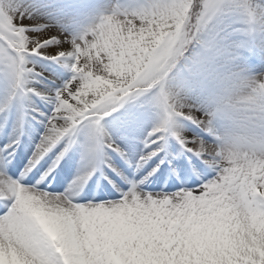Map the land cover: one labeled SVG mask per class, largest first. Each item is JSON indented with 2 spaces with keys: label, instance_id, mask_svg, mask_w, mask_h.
I'll return each mask as SVG.
<instances>
[{
  "label": "snow or ice",
  "instance_id": "6c2138e0",
  "mask_svg": "<svg viewBox=\"0 0 264 264\" xmlns=\"http://www.w3.org/2000/svg\"><path fill=\"white\" fill-rule=\"evenodd\" d=\"M59 108L56 104L55 111L46 118L45 130L18 177L8 174V160H0V249L6 255L35 254L38 264H114V256L127 262L136 254H151L156 264H264V231L246 218L248 210L240 211L239 217L231 219L232 227L227 226L233 193L223 189L216 179L195 167L191 171L172 167L179 183L173 181L169 187L175 190L144 191L141 186L149 177L161 173L163 178L160 164L165 163L164 159L141 179L129 178L102 158L104 151L110 150L131 164L102 121L86 125L70 122L57 127ZM109 115L105 112L106 117ZM170 124V118L164 119L147 134L144 144L150 150L140 155L136 169L165 151ZM85 129L90 142L86 154L91 156L92 166L73 183L83 184L99 165H106L129 185L127 190L108 177L111 187L106 186L107 190L95 196L91 187L81 196L72 190L59 193L41 188L44 179L77 143V134ZM171 136L185 153L198 159L185 147L179 132L172 131ZM18 143V138L12 140L0 148V154L10 155ZM61 143L63 148L36 183L26 185V179H35L31 176L33 170ZM257 201V207L264 210ZM34 233L42 236V243L34 240Z\"/></svg>",
  "mask_w": 264,
  "mask_h": 264
},
{
  "label": "clouds",
  "instance_id": "9594fccd",
  "mask_svg": "<svg viewBox=\"0 0 264 264\" xmlns=\"http://www.w3.org/2000/svg\"><path fill=\"white\" fill-rule=\"evenodd\" d=\"M140 7L139 23L135 18L121 23L128 31L148 33L143 59L151 67L161 51L170 55L155 76L145 72L137 76L133 86L149 89V104L157 110L159 121L170 118L175 125L169 135L180 133L185 147L197 154L208 176L233 193L230 200L234 208L246 211L258 206L249 169L253 161L264 168V67H252L238 44L256 40L264 55V0H144ZM28 11L33 17L52 21L36 0ZM15 40L12 35L0 40V64L11 75L16 94L31 105L33 96L43 99L45 95L31 86L36 75L33 56L20 50L32 41L25 36L26 44L17 46ZM37 47L33 45L32 51ZM208 57L213 62L203 65ZM113 99L107 98L92 111L115 107ZM58 117L57 127L70 123L62 114ZM189 124L198 130L193 131L195 135H187ZM260 195L264 197V192ZM259 204L264 205V199ZM33 237L43 242L38 233Z\"/></svg>",
  "mask_w": 264,
  "mask_h": 264
},
{
  "label": "bare ground",
  "instance_id": "6f19581e",
  "mask_svg": "<svg viewBox=\"0 0 264 264\" xmlns=\"http://www.w3.org/2000/svg\"><path fill=\"white\" fill-rule=\"evenodd\" d=\"M36 2L38 6L42 7L49 14L52 21H47L48 17H33L29 14L28 10L32 7L34 0H4L3 7L8 14V22L11 28H16L20 31L24 38L27 36L31 39L32 44L28 45L30 54L55 59V61L61 62L64 68L67 64H72L67 65V68L74 66L73 69L82 72L84 76L66 81L63 80L64 76L58 72L57 75L54 74V68L49 71L51 84L42 82V91L46 95L45 99H32L33 104H28L26 135L20 150L21 157L17 164L10 165V170L7 171L9 175H20V170L25 167L24 162H28L36 143H38L45 130L46 118L55 111L56 104H60L57 115L62 114L65 119L75 124L87 115L85 105L82 106L83 103L87 101L89 103H86V105H90L96 101H104L105 96L112 97L113 94L119 92L117 83L124 80L121 78H125L124 73L137 69L133 57L130 56V51H135L136 45L140 44L142 38L145 36V33L141 34L126 30L124 23H121L125 18L128 21H132L135 18L136 22L139 23V19L141 18V7L129 9L126 5L127 0H82L77 3L74 1L70 2V0H36ZM93 2H97L100 12L92 10L90 4ZM64 6L69 9V12L66 13L63 8ZM14 18L15 23H13ZM76 19L79 20L75 21ZM21 24L26 27L20 28L19 25ZM243 42L250 43L248 39ZM255 42L256 40L252 43ZM33 45H39V47L35 51H32ZM40 64L39 62L36 63L37 66ZM260 67H264V65H259L255 68L259 69ZM39 82L41 83V81ZM53 84L58 86V91L61 92L60 101L56 103L51 91V85L53 87ZM93 98L95 101L91 102ZM8 99L7 94H0V110H5L0 115V128L3 130L1 139L8 140L11 143L16 137L17 128L20 131V111L6 109L5 104ZM62 106H65V110L62 109ZM83 113L84 115L81 118H76V116H81ZM160 122L156 112L155 122L152 124L154 125L153 127ZM171 124L175 129L172 120ZM153 127L147 132L143 130L144 132L137 131L135 133L133 127L122 128V132L116 134L107 123L106 131L111 136L118 138V144L127 153L128 161L131 164L121 162L119 160L120 156L110 150H105L103 159L114 164L125 176L133 178L139 175L137 179H141L150 165L158 160L157 158L143 169H136L135 167L140 155L147 153L148 148H145L144 141ZM187 127L190 129L187 135H195L196 133L193 131H198L190 124ZM63 146L64 144L61 143L53 152L49 153L41 161L39 169L48 165ZM86 146H90V142L82 134L66 155V163H69L66 167V176L63 177V187L61 188L63 192L72 190L77 196L82 195L80 192L84 187L85 181L83 184H74L73 182L77 181V178L82 176L92 166L90 163L91 156L86 154ZM188 146L192 147L191 144ZM175 151L176 154H172L173 163L170 165V168L176 167L178 171L185 170L188 163H185L182 157L179 156V149ZM191 167H195L201 172L200 165L197 162L192 161ZM104 173L105 170H102L99 175L94 176L90 185L85 190L88 191L89 187H91L93 191V183L100 180ZM169 173L170 170L166 172V177ZM163 175L164 171L162 177ZM160 176L161 173L157 175L158 180L161 179ZM117 177V182L121 186H128L120 176ZM256 198L257 200L264 199L259 194L256 195ZM259 213L264 217V210H261ZM249 217V213H247L246 218L249 219ZM252 217L255 216L253 215ZM261 222L260 226L264 228V219ZM258 228L262 230L260 227ZM4 254L5 252L0 249V264H10L9 260L11 258L13 260L14 254H5V256ZM18 256L21 262L25 264L26 258L19 254ZM16 260L17 258H14V261ZM22 263L16 262L14 264Z\"/></svg>",
  "mask_w": 264,
  "mask_h": 264
},
{
  "label": "rangeland",
  "instance_id": "374dc122",
  "mask_svg": "<svg viewBox=\"0 0 264 264\" xmlns=\"http://www.w3.org/2000/svg\"><path fill=\"white\" fill-rule=\"evenodd\" d=\"M0 1H1V4H0V40H8V35H12L16 37L15 45L19 46V45L26 44L23 34L20 31H18L16 28H11L8 22V14L3 7L4 0H0ZM143 2L144 0H130L129 6L131 8L129 9L139 8ZM147 36H148V33L145 32V36L142 38L141 43L136 45L135 51H130L131 53L130 56L133 57V60L137 66V69L134 71L132 70L126 71L124 73L125 74L124 80L119 81L117 83V86L119 87V92L117 93H119V95H116L117 93L113 94L112 97H114V99L111 101V103L115 104V107H112L107 111H92V109L96 108L103 100H101L100 102L96 101L90 105H86V102H85L83 103L82 106L85 105V111H86L87 116L82 120L80 119L79 121L80 123H78V125H81V124L86 125L87 121H93L97 119L101 120L102 123H104V121L106 120L103 117L105 116V112L111 113L113 109H115L116 110L115 112H117L116 116L108 118L112 121L113 125L120 126V127L132 125L144 131H148L151 129V127L153 126L152 124H154L155 122L157 110L155 108H151V105L149 104V100L147 97V93L149 89L148 88L140 89L139 87L133 86V85H134V81L137 78V76L145 72H148L150 75L155 76L156 73L159 72L163 68L165 63L167 62V59L170 53L168 51H161L156 57L153 58L151 62L152 66L149 67V62L144 60L143 55H142V50L144 48V40L147 38ZM157 39H159V37H157ZM8 42L9 44L13 43L12 41H8ZM20 50L27 52V48H21ZM248 52L249 53L245 54V56L248 57L249 63H254L258 59L263 64L264 55H262L259 52L256 53L255 51H251V50L250 51L248 50ZM211 62H213L212 58L208 57L204 59L201 63L203 65H207L208 63H211ZM50 63L51 61L48 62V64ZM53 63L58 65L59 68L56 67V70L58 71L59 74L63 75L65 79L71 77L72 74L74 75L75 78L84 76V74H82V72L80 71H77V69H75L74 71H77L79 73L74 72L73 69L71 68L68 69L67 66L65 68H61L60 62L55 61ZM29 67H31V65H29ZM43 67L44 65L40 64L39 66L36 65L35 68H43ZM34 71L36 70L34 69ZM54 74L57 75V73H54ZM125 80H127V82H125ZM156 82H158V80L154 81V83ZM34 84H36L35 80L31 86L35 87L36 89L39 88V85L36 86ZM0 93H2V95L7 94L8 98H11V96L14 95L15 93L14 81L11 75L4 70V66L2 64H0ZM52 93L54 92L52 91ZM107 98H109V96H105L104 100H106ZM93 101H95L94 98L91 100V102ZM9 102L10 100L7 101L6 106H10ZM11 105L12 106L15 105L16 107L17 104L16 102L11 101ZM125 106H127V108H125ZM62 109L65 110V106H62ZM83 115L84 113L80 117L76 116V118L79 119ZM114 130H119V128L114 129ZM82 132H84L83 135H85L86 129L82 130ZM2 143L6 144L5 141ZM12 151L13 150H11V153ZM249 173H250L249 182L255 186L256 193L264 192V168H261V165L258 162L253 161L252 167L249 169ZM13 177L16 178L15 176ZM260 211L261 209H259L254 204L248 209L247 213H249V216H250L249 220L254 225L264 230V228L260 226V224L262 223L261 222L262 215L259 213ZM228 215H229V223L227 226L232 227L230 223L231 219H235L239 217L241 213L239 209L234 208V206L231 203H228ZM253 215L255 217H252ZM34 255L35 254H33V257ZM24 257L26 258L25 264H38V260L33 257H28V256H24ZM14 258H17V260L14 261ZM16 262L22 263L18 254L13 255V260L12 258L9 260L10 264H14ZM113 262L114 264H156V259L151 254H136V255L130 256L127 262L124 261L119 256H114Z\"/></svg>",
  "mask_w": 264,
  "mask_h": 264
}]
</instances>
